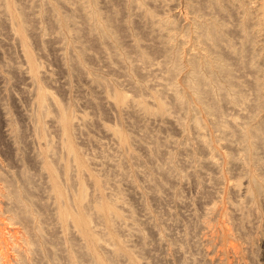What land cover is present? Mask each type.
I'll list each match as a JSON object with an SVG mask.
<instances>
[{"label":"rangeland","instance_id":"obj_1","mask_svg":"<svg viewBox=\"0 0 264 264\" xmlns=\"http://www.w3.org/2000/svg\"><path fill=\"white\" fill-rule=\"evenodd\" d=\"M256 130L264 0H0V264H264Z\"/></svg>","mask_w":264,"mask_h":264},{"label":"bare ground","instance_id":"obj_2","mask_svg":"<svg viewBox=\"0 0 264 264\" xmlns=\"http://www.w3.org/2000/svg\"><path fill=\"white\" fill-rule=\"evenodd\" d=\"M263 3V2H262ZM152 16V15H151ZM152 18V17H151ZM150 18V19H151ZM154 18H156V17H154ZM154 18H152L153 20H154ZM114 20H116V19H114ZM152 20V21H153ZM111 21V23H112V26H115V23H113V19H111L110 20ZM114 24V25H113ZM118 28V27H117ZM25 28L23 27V30H24ZM115 29V28H114ZM116 31V30H115ZM146 57V56H145ZM144 57V58H145ZM148 57V56H147ZM147 59V58H146ZM149 59V58H148ZM147 61H149V60H147ZM195 88L197 89V91L198 92H204L203 90H202V85H201V81L196 77V80H195ZM120 99L121 100H123V97H120ZM130 102L127 100V104H129ZM131 103H132V101H131ZM130 103V104H131ZM129 104V105H130ZM65 116H63L62 118H63V123H64V126L65 127H68L69 126V121H68V119L67 118H64ZM169 120V119H168ZM260 131H254V132H252V133H249L250 134V136L252 135V138H254V139H256V140H258L260 143H262V142H264V139H263V135H262V133H259ZM48 172H50V174L52 175V179L53 180H55V179H57L58 178V175H57V173H56V170H55V168H53V166H49V168H48ZM28 180V179H27ZM259 191H261V188L259 189ZM17 192V191H16ZM14 190L12 191V194L11 193H9L10 195H12V196H14V197H16L17 196V193H16ZM62 218L65 220V216L64 215H62ZM88 218L86 217V218H84V217H82V216H80V217H78V218H76V220H75V222H76V226H77V228L79 229V230H81V231H83V232H87V223H88V220H87ZM110 264H115V262H114V260L113 259H111L110 260Z\"/></svg>","mask_w":264,"mask_h":264}]
</instances>
